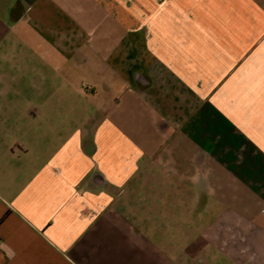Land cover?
Segmentation results:
<instances>
[{
	"label": "crops",
	"instance_id": "0c3cea01",
	"mask_svg": "<svg viewBox=\"0 0 264 264\" xmlns=\"http://www.w3.org/2000/svg\"><path fill=\"white\" fill-rule=\"evenodd\" d=\"M0 264H264V0H0Z\"/></svg>",
	"mask_w": 264,
	"mask_h": 264
},
{
	"label": "rangeland",
	"instance_id": "374dc122",
	"mask_svg": "<svg viewBox=\"0 0 264 264\" xmlns=\"http://www.w3.org/2000/svg\"><path fill=\"white\" fill-rule=\"evenodd\" d=\"M83 81V87L84 88H86V87H88V89H91V88H97V89H99V85H98V82L97 81H95V78H94V76H93V74H86V75H84L83 74V79H82Z\"/></svg>",
	"mask_w": 264,
	"mask_h": 264
}]
</instances>
